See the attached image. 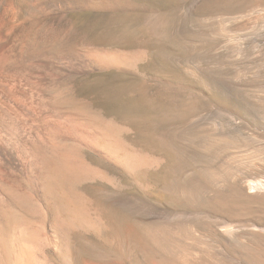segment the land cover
Listing matches in <instances>:
<instances>
[{
  "label": "rangeland",
  "instance_id": "obj_1",
  "mask_svg": "<svg viewBox=\"0 0 264 264\" xmlns=\"http://www.w3.org/2000/svg\"><path fill=\"white\" fill-rule=\"evenodd\" d=\"M65 1L0 0L97 64L62 80L96 132L58 141L73 200L15 180L0 264H264V0Z\"/></svg>",
  "mask_w": 264,
  "mask_h": 264
},
{
  "label": "bare ground",
  "instance_id": "obj_2",
  "mask_svg": "<svg viewBox=\"0 0 264 264\" xmlns=\"http://www.w3.org/2000/svg\"><path fill=\"white\" fill-rule=\"evenodd\" d=\"M25 3L27 21L68 4L65 0ZM35 21L8 30L0 15V245L8 217L24 212L29 204L27 194L16 192L15 180L24 183L33 199L51 205L61 199L71 203L72 157L58 141L92 144L96 137L84 105H75L68 86L62 84L93 70L96 62L85 52L47 36Z\"/></svg>",
  "mask_w": 264,
  "mask_h": 264
}]
</instances>
